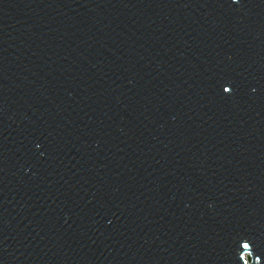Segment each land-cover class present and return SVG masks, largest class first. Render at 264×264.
I'll list each match as a JSON object with an SVG mask.
<instances>
[{
	"label": "water",
	"instance_id": "1",
	"mask_svg": "<svg viewBox=\"0 0 264 264\" xmlns=\"http://www.w3.org/2000/svg\"><path fill=\"white\" fill-rule=\"evenodd\" d=\"M0 264H264V0H0Z\"/></svg>",
	"mask_w": 264,
	"mask_h": 264
},
{
	"label": "snow or ice",
	"instance_id": "2",
	"mask_svg": "<svg viewBox=\"0 0 264 264\" xmlns=\"http://www.w3.org/2000/svg\"><path fill=\"white\" fill-rule=\"evenodd\" d=\"M224 91H225V92H231V91H232V89L225 87V88H224ZM243 247H244V248H249V247H250V245H249V244H247V243H244V244H243Z\"/></svg>",
	"mask_w": 264,
	"mask_h": 264
}]
</instances>
